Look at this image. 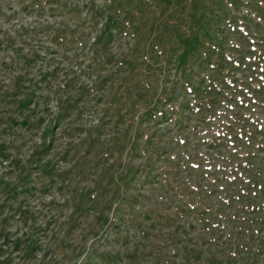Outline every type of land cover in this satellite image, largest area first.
Instances as JSON below:
<instances>
[{"label":"rangeland","instance_id":"obj_1","mask_svg":"<svg viewBox=\"0 0 264 264\" xmlns=\"http://www.w3.org/2000/svg\"><path fill=\"white\" fill-rule=\"evenodd\" d=\"M222 2L228 19L219 20L216 36L204 41L203 47L197 46L196 38L188 33L187 28L210 8L215 10L214 1L149 0L145 4L144 0H133L128 3L125 8L131 10L136 9L138 4L143 5L138 22L144 25L139 37L127 36L115 41L119 58L125 54L129 56L131 48L149 56V34L156 38L150 46L155 57L150 62L148 59L149 66L144 63L136 65L132 74L129 73L131 86L124 94L122 92L126 89H117L116 85L106 86L100 90L103 96L101 101L96 96H89L85 111L77 114L73 111L54 125L52 135L47 137L49 143L45 151L41 148L40 140L45 123L39 127L11 124V120L19 121L22 117L15 103L0 100V264H160L166 258L170 261L164 264H184L182 259L180 261L176 257L172 260L173 257H168L167 253L154 251L155 240L160 238L165 241L166 237L162 238L161 231L168 230L153 223L156 220L153 212H164L166 206V200L157 194L164 190L166 197L174 200L172 204L180 205L182 201L176 200L179 191L168 185L159 187L166 181L155 180L152 195L144 198L136 196L132 206L125 202L128 195L133 196L139 191L142 182L136 180V175L147 165L148 153L161 150L165 140H169L170 132L177 129L172 121L161 119L159 123L144 111L151 108L161 94L169 101L158 104L155 110L151 109V114L158 113V106L165 111L178 108L184 122L189 125L196 122L197 113H190L183 105L179 106L180 102L185 103V98H191L188 93L183 94L182 84L185 83L187 87L189 84L186 81H190L192 72L199 70L198 65L193 64V52L198 49L202 57L205 53L210 54L212 63L221 62L224 58L226 63L221 74L226 76L223 79L225 85L231 81V73L237 67L236 75L243 77L242 68L245 67L242 63L246 59L256 60L258 55L264 53V33L260 30L264 20L255 17L253 23L247 19L231 22L228 12L231 0ZM95 3L99 4L100 1ZM19 4L16 0H0V93L12 89L17 76L25 68L23 54L28 47L25 36L30 35L33 39L42 37L32 31H18L16 34V27L12 26L15 19H5L4 14ZM55 4L50 7L47 4L42 12L22 11L19 23L25 29H30L28 25L33 23L35 16L43 20L50 18L71 22V14L61 6L62 3L60 8L54 9ZM84 12L82 9V15ZM152 24L157 29H151ZM216 40H220L218 45ZM207 46L213 49L208 50ZM21 47H24L22 53L19 52ZM73 52L71 48L66 53ZM130 57L133 63L139 62L134 54ZM176 59L184 70L178 67ZM40 60L41 57L36 58L31 64V72L35 68L40 69ZM238 62L241 65L238 66ZM231 63L235 67H231ZM53 64L57 66V61ZM80 67L84 68V65ZM147 69L154 75L143 77L142 73L149 72H145ZM43 70L44 73L48 72L45 71L47 69ZM110 70L115 69L111 67ZM90 71L94 73L95 69L91 68ZM84 76L82 81L79 79L80 82H86L89 78ZM142 78L144 85L151 84L144 94L147 100L144 102L134 97L133 102L129 93H143L142 89L134 87V81ZM54 82L57 83L56 80ZM189 86L192 87V83ZM187 90L190 92V89ZM38 93L47 97L40 99V108L44 110L47 105L54 104L55 97L46 87H40ZM172 96L177 98L173 99ZM124 131L128 134L139 133L134 141L137 142L136 151L140 157H130L129 145L122 150L117 149ZM155 132L151 143H145V136ZM185 133L191 139L194 136L188 131ZM189 152L185 151V154ZM166 163L155 161L154 166ZM129 168L135 172L128 171ZM160 169L154 167L152 174H158ZM183 178L177 173L169 175L167 180L175 182ZM127 179L128 183H125ZM150 186L146 184L142 190L145 192ZM180 194H184V191H180ZM138 201H141L139 205ZM119 202L121 205L118 208L121 210H116ZM140 206L143 210H150L145 213L147 217L140 213ZM134 217L142 224L135 225ZM144 233L148 237H143ZM160 253L164 255L159 256Z\"/></svg>","mask_w":264,"mask_h":264},{"label":"trees","instance_id":"obj_2","mask_svg":"<svg viewBox=\"0 0 264 264\" xmlns=\"http://www.w3.org/2000/svg\"><path fill=\"white\" fill-rule=\"evenodd\" d=\"M16 1L20 3L19 6L4 14L7 21L15 19L12 24L16 27L15 33L32 31L42 37L33 39L30 35L25 36L28 46L23 54L25 68L17 76L12 89L0 93V100L15 103L22 117L19 121L11 120V124L39 127L45 123L40 134L41 148L45 151L49 143L47 137L52 135L53 126L73 111L76 114L85 111L89 96H96L101 101L103 96L100 90L112 85H116L117 89H126L123 94L127 91L131 86L129 73L132 74L136 65L144 63L149 66L150 60L155 57L150 46L156 38L149 34V56L131 48L129 56L125 54L119 58L115 41L121 37H139L144 25L138 22V16L144 9L142 4L132 10L125 8L133 0ZM95 1L100 3L96 4ZM148 1L144 0V3ZM212 1L215 10L210 8L187 28L199 47L205 46L204 41L214 39L219 20L228 17L222 0ZM53 3L59 6L55 4L54 9L60 8L62 3L61 6L71 14L72 21L43 20L35 16L33 23L28 25L29 30L19 23L22 11L42 12L47 4L50 7ZM244 8L248 10H242ZM82 9L85 11L83 15ZM228 12L231 22L235 23L238 19L253 23L255 17L264 20V0H231ZM256 25L259 26L258 23ZM151 29H157V26L152 24ZM260 30L264 33V25ZM219 42L216 40V45ZM71 48L74 52L66 53ZM23 49L19 48V52ZM207 49L213 48L207 46ZM133 54L139 62L133 63L130 57ZM258 56L256 60L248 57L245 60L247 63H242L246 68H242L243 77L236 75L238 67L233 68L231 81L225 85L223 79L226 76L221 74L226 63L224 58V62L212 63L210 54L205 53L202 57L198 49L193 52V64L198 65L199 70L192 72L190 81H186L187 85L192 83V87L182 84L183 94L188 93L191 98L179 103L186 111L198 114L192 125L180 118L178 108L165 111L158 106V113L151 114V109L155 110L158 104L169 101L165 95L161 97L160 94V98L152 104L153 108L144 111L159 123L161 119L172 121L177 129L170 132V138L165 140L161 150L148 153L147 165L136 175V180L142 182L139 191L133 196L128 195L125 203L132 206L136 196L144 198L152 195L156 187L153 185L155 180L166 181L159 187L168 185L179 191L176 200L182 201L180 205L172 204L174 200L167 198L163 190L157 195L166 200L164 212H153L156 217L153 223L168 229L161 231L162 238L166 237L165 241L160 238L155 240L154 251L167 253L168 257H173L172 260L177 257L184 264H264V53ZM39 57L40 69L35 68L31 72V64ZM55 60L57 66L53 64ZM177 64L184 70L179 60ZM111 67L115 70H110ZM91 68L95 69L94 73L90 71ZM43 69L48 72L44 73ZM149 72L142 73L143 77L154 75V72ZM84 75L89 78L86 82H80L79 79L82 81ZM134 83V87L142 89L143 93L136 95L130 92L129 98L132 96L133 102L135 99L146 102L144 94L151 84L144 85L143 78ZM40 87H46L55 97L54 104L47 105L44 110L40 108V99L45 100L47 97L38 93ZM185 131L192 133L193 138H189ZM123 133V140L117 143V149L122 150L129 145L130 157H140L136 151L137 142L134 141L139 133ZM156 133L147 134L144 142L150 144L151 137ZM185 151L190 152L185 154ZM155 161H166L167 165L154 166ZM154 167L161 168L158 174H152ZM128 171L133 169L129 168ZM177 173L184 177L183 180H167L169 175ZM125 183H128V179ZM146 184L152 187L144 192L142 189ZM181 184L183 188H180ZM182 190L184 194H180ZM140 203L138 201L137 204ZM120 205L121 202L115 209L121 210L118 208ZM146 211L150 210H143L140 206V213L144 216ZM133 222L135 225L142 224L136 217ZM150 225L154 226L152 223ZM143 237H148V234L144 233ZM163 253L159 256H163ZM165 261L170 260L166 258L160 264Z\"/></svg>","mask_w":264,"mask_h":264}]
</instances>
